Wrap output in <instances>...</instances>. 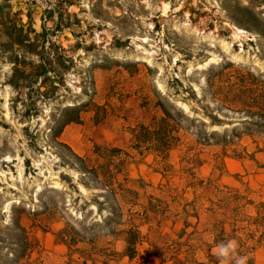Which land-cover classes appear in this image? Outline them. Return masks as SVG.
I'll return each mask as SVG.
<instances>
[{
  "label": "rangeland",
  "instance_id": "obj_1",
  "mask_svg": "<svg viewBox=\"0 0 264 264\" xmlns=\"http://www.w3.org/2000/svg\"><path fill=\"white\" fill-rule=\"evenodd\" d=\"M13 3L77 59L38 113L0 63V264H264V173L243 174L264 158V0ZM161 103L186 114L165 158L134 140ZM67 105L83 111L61 140L110 165L116 199L47 144Z\"/></svg>",
  "mask_w": 264,
  "mask_h": 264
},
{
  "label": "trees",
  "instance_id": "obj_2",
  "mask_svg": "<svg viewBox=\"0 0 264 264\" xmlns=\"http://www.w3.org/2000/svg\"><path fill=\"white\" fill-rule=\"evenodd\" d=\"M25 16L29 20H24L20 10H14L13 0H0V63L10 65L6 83L12 86L17 95L24 92L22 104L37 112L61 96L70 94L71 89L65 83V75L75 70L77 58L74 52H69L57 40H53L52 33L47 31L46 25L38 31L30 21L31 16L28 14ZM256 29L263 33L262 30ZM61 88L67 93H60ZM160 105L162 115L154 117L149 124L139 125L134 140L137 146H144L145 149L155 151L157 155L165 158L174 142L179 139L178 132L183 128L181 125L186 120V114L173 104ZM252 107L258 105L249 104L250 113H254ZM82 111V105L63 107L56 124L51 127V138L47 140V144L58 146L57 154L61 160L80 172L86 187H89L90 180L99 181L97 187L106 192V197L114 196L116 199L118 191L111 183V176L113 177L114 173L110 165L105 163L97 167L91 166L86 157L79 155L68 143L61 140L65 126L79 122ZM95 147L101 148L100 145ZM111 150L118 153L122 151L121 148ZM110 212L117 214L118 209L111 205ZM139 238L140 232L136 229L135 233L127 238V251L130 247L136 246ZM25 241L29 244L28 238Z\"/></svg>",
  "mask_w": 264,
  "mask_h": 264
},
{
  "label": "crops",
  "instance_id": "obj_3",
  "mask_svg": "<svg viewBox=\"0 0 264 264\" xmlns=\"http://www.w3.org/2000/svg\"><path fill=\"white\" fill-rule=\"evenodd\" d=\"M249 151V150H245L244 151V148H243V152L246 154V152ZM262 154V151L260 152H257L255 153V158L252 160V159H248L247 157H243V174H247V173H250L251 175V172H255L257 176L259 175H262L264 173V161H263V156L261 155ZM253 170V171H251ZM125 243V240H123ZM127 242V241H126ZM127 246V244H125ZM126 246H122L121 245V248L119 247V251L122 252V256L123 257H127L129 259V261L132 262H135L136 261V258L138 256L141 255V250L139 249V247H136V250L134 252V254L132 255H129L125 252V248Z\"/></svg>",
  "mask_w": 264,
  "mask_h": 264
}]
</instances>
